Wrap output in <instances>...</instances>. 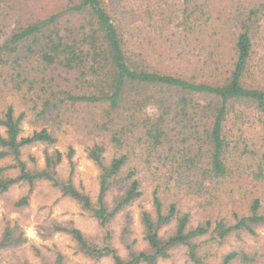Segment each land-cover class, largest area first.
<instances>
[{
    "label": "trees",
    "instance_id": "16d2710c",
    "mask_svg": "<svg viewBox=\"0 0 264 264\" xmlns=\"http://www.w3.org/2000/svg\"><path fill=\"white\" fill-rule=\"evenodd\" d=\"M2 76L34 96L42 117L83 113L86 155L99 172L94 197L73 182V144L48 151L53 130L24 134L25 112L12 104L0 114V193L25 184L14 204L26 206L47 181L76 201L104 230L91 238L56 226L76 253L159 264L182 249L191 264H264V0H0ZM41 145L42 165L30 152ZM146 174L158 178L150 208L141 203ZM111 187L120 190L113 206ZM223 195L229 208L198 213ZM134 203L146 247L123 228L121 254L110 225ZM231 239L245 246L220 252ZM26 250L41 264H69L5 216L0 264H35Z\"/></svg>",
    "mask_w": 264,
    "mask_h": 264
},
{
    "label": "rangeland",
    "instance_id": "374dc122",
    "mask_svg": "<svg viewBox=\"0 0 264 264\" xmlns=\"http://www.w3.org/2000/svg\"><path fill=\"white\" fill-rule=\"evenodd\" d=\"M15 2V1H13ZM7 76L0 77V114L8 106L14 107L16 114L21 111L25 112V119L22 122V130L24 134H28L33 130L40 129L43 126L53 130L57 142L53 147H48L47 150L51 151L54 148L60 151H65L67 144H73L74 154V171L72 175L73 182L76 186L82 184L83 192L89 193L92 197L98 192V168L86 155V144L88 138L86 136V127L82 121L83 113H75V117H62L61 120H50L38 114L40 105L37 109L33 108L32 99L34 96L25 91H17L14 87L9 85ZM39 87V85H38ZM72 116V115H71ZM44 147L33 146L30 152L35 154L39 159V164L42 165ZM69 174V166L64 159L59 166V175L66 178ZM156 177V176H155ZM154 179L150 174H146L144 178V192L141 203L150 208L151 189ZM29 187L25 184L14 185L7 192L0 193V227L2 219L7 216L15 218L21 226V229L28 236L29 240L37 245L42 252L49 258L52 257V250L61 251L65 254L69 264H111L109 258H102L98 261L84 257L83 255L74 251V243L70 236L62 231L56 230V226H68L70 223L79 227L88 237L101 238L104 230L98 225L97 221L82 210L79 204L61 195L57 188L53 187L47 181H38L34 184L29 192V203L26 206L18 207L14 203L19 197L26 194ZM120 194V190L111 187L107 193L106 202L109 206H113L116 198ZM188 199H185L187 202ZM208 204V203H207ZM215 207V212H222L229 208L230 204L227 203L225 195L220 196L217 201L212 204L205 205L199 209L198 213L205 214L210 207ZM139 206L134 203L126 207L122 212L118 213L115 220L111 223L110 229L114 232L112 241L115 248L119 253L124 254L125 249L123 240L120 238V232L123 228H127L132 237L137 239L136 246L138 248H145L146 243L142 238L141 227L139 224ZM200 217V216H197ZM196 221V220H195ZM258 234L261 236L264 243V226L257 228ZM248 242L254 245V241L248 239ZM232 244L245 246L236 239H231L230 242L224 243L223 247L218 250L221 252L224 249L229 250ZM47 248L52 249L51 251ZM30 259L35 264H41L38 258L31 257L29 250H26ZM7 252H0V260L7 258ZM159 264H191L189 263L183 253L182 249L174 251L171 259L160 262Z\"/></svg>",
    "mask_w": 264,
    "mask_h": 264
}]
</instances>
